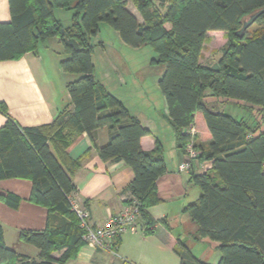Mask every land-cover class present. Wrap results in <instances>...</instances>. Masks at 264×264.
<instances>
[{
	"label": "trees",
	"instance_id": "obj_1",
	"mask_svg": "<svg viewBox=\"0 0 264 264\" xmlns=\"http://www.w3.org/2000/svg\"><path fill=\"white\" fill-rule=\"evenodd\" d=\"M133 2L143 23L128 9L127 0H9L11 21L0 23V61L19 59L56 37L65 54L60 65L74 78L66 85L70 104L48 124L23 127L0 101L7 116L0 128V179L31 180V201L63 219L43 231L20 232L22 242L40 250L39 258L8 247L0 221V264H66L76 257L85 241L70 202L77 192L72 174L79 160L69 155L68 147L83 132L95 145L96 132L103 127L109 138L99 154L105 162L123 161L134 171L125 189L131 195L127 204L137 202L145 232L154 233L158 224L168 226L166 219L149 213L161 202L158 180L167 172L162 145L157 141L152 151L142 148L141 138L151 131L95 77L92 39L102 22L127 45H148L157 53L152 62L165 66L158 85L179 147L186 154L193 139L199 160L212 162L207 171H191L200 195L186 211L198 237L218 243L217 264H264V0ZM56 8L73 12L69 25L56 18ZM254 25L258 28L250 32ZM220 32L227 38L220 59L201 62L209 34ZM209 97L244 101L247 116L237 118ZM191 127L198 132L193 138ZM198 135L203 140L199 144ZM1 200L13 208L20 203L13 194ZM178 243L180 264H212Z\"/></svg>",
	"mask_w": 264,
	"mask_h": 264
},
{
	"label": "crops",
	"instance_id": "obj_2",
	"mask_svg": "<svg viewBox=\"0 0 264 264\" xmlns=\"http://www.w3.org/2000/svg\"><path fill=\"white\" fill-rule=\"evenodd\" d=\"M10 21L9 0H0V23ZM102 48L104 52L102 58L105 62L99 74L94 63L96 79L151 131L141 138L142 148L152 151L156 148L157 141L162 145L167 172L158 180L161 202L150 207L149 213L156 220L166 219L168 226L158 224L156 231L148 234L145 232L146 222L140 220L137 231L121 235L113 250H104L85 242L76 257L66 264H135L140 260L147 264H171L178 242L183 240L182 234H178L175 229L188 225H193L194 228L197 226L186 211V206L199 197L200 189L193 182L190 172L179 170L180 164L186 160V154L179 147V139L170 123L166 101L161 112L157 111L147 93V99H144L146 103L142 104L143 101L140 103L143 107L130 106L129 97L123 90L128 82L118 71L117 65L106 55V48ZM64 57L62 43L55 37L41 43L36 51L27 52L19 59L0 61V101L6 104L8 115L21 126L51 123L58 112L70 104L66 85L74 75L63 71L60 62ZM200 61L203 62L202 56ZM127 65L130 66V63ZM164 69L165 66L160 75ZM130 99L133 100L135 97ZM70 109H73L72 105ZM6 121V114L0 111V128ZM198 137V144L202 143L203 140L199 135ZM108 138L109 130L103 127L96 132L95 145L90 135L83 132L68 147L69 155L79 160V165L72 174V180L77 187L74 196L89 209L90 219L94 225L103 224L109 216L121 212L131 198L125 189L134 178L132 168L123 161L105 162L99 154V147L106 144ZM198 169L199 167L194 165L193 170L197 172ZM32 190L33 183L29 179L17 177L0 179V221L8 247L18 253L39 258L40 250L34 245L22 242L19 238L20 232L43 231L48 223L57 226L63 219L55 214L50 216L47 207L31 201ZM8 194L19 197L20 203L17 208L1 200L2 195ZM55 255L58 256L59 253ZM217 263L216 258L212 264Z\"/></svg>",
	"mask_w": 264,
	"mask_h": 264
},
{
	"label": "rangeland",
	"instance_id": "obj_3",
	"mask_svg": "<svg viewBox=\"0 0 264 264\" xmlns=\"http://www.w3.org/2000/svg\"><path fill=\"white\" fill-rule=\"evenodd\" d=\"M154 4L155 6L159 5V1H155ZM127 7L137 16L141 23L144 22L143 16L137 9L133 0H127ZM163 10L164 9H161V11ZM54 13L56 18H58L64 26H67L71 23L73 13L72 11L56 8ZM256 28H258V26L254 25L250 28V32H253ZM226 42L227 38L224 33L209 34V39L205 43L203 49L202 61L205 63L217 62L221 57V48ZM92 44L93 59L94 63L96 64V70L98 74L101 73L103 64L105 62V60L102 58L104 55L102 47H105L107 50L106 55L110 57L112 62L117 65L118 71L123 74V77L128 82L127 85H124L123 90L124 93H126L129 97L128 100L130 102V106L143 107L142 104L145 102L144 99H147L146 94L148 93L149 97H151L153 100V106H155V109L161 112L165 98L159 88L158 78L161 76L160 72H162L164 66L154 65L151 63L152 59L157 57V53L150 46L143 45L139 49H136L135 47L127 45L121 39L119 32L106 22H102L100 24V32L97 37L92 39ZM127 63H130V66H128ZM132 97H135L136 100H131L130 98ZM208 101L219 103V107L221 109L237 118L247 116L248 112L243 109V107L246 105L244 101L228 98H218L217 100ZM141 102L142 104H140ZM148 104L150 108L151 101H149ZM144 106L146 108L145 104ZM145 108H143L144 111ZM253 115L255 117L257 112L254 111ZM257 119L260 121L259 116ZM175 230L178 232V234H182V241L185 242L188 247H190V249L198 258H204V260L210 263L215 262L216 258L218 260L220 255L218 243L207 238H205L206 240L199 238L197 226L195 228L193 225H188V227L181 226L177 227ZM177 246L179 247V243ZM173 257L174 258L171 264L174 262L176 264H180L179 256H177L176 252ZM135 264L147 263L143 260H140V262L138 261V263Z\"/></svg>",
	"mask_w": 264,
	"mask_h": 264
},
{
	"label": "built area",
	"instance_id": "obj_4",
	"mask_svg": "<svg viewBox=\"0 0 264 264\" xmlns=\"http://www.w3.org/2000/svg\"><path fill=\"white\" fill-rule=\"evenodd\" d=\"M189 133L192 138L198 132L194 127L189 128ZM186 160L179 166L181 172H190L194 165L198 166L199 172H204L212 167L211 161L201 162L199 160V153L194 147L193 139L186 148ZM72 210L76 213L79 226L83 230V239L86 243L94 245L104 250H113L118 238L126 232H136L140 216L139 207L134 200L116 215L109 216L103 224L94 225L91 222V215L89 209L83 205L75 196L70 198Z\"/></svg>",
	"mask_w": 264,
	"mask_h": 264
},
{
	"label": "water",
	"instance_id": "obj_5",
	"mask_svg": "<svg viewBox=\"0 0 264 264\" xmlns=\"http://www.w3.org/2000/svg\"><path fill=\"white\" fill-rule=\"evenodd\" d=\"M253 18H254V17H253ZM246 26H247V25H245V27H244L242 30H244V29L246 28Z\"/></svg>",
	"mask_w": 264,
	"mask_h": 264
}]
</instances>
